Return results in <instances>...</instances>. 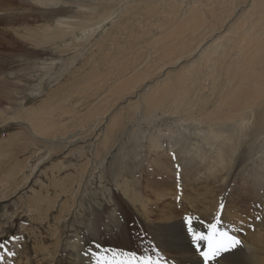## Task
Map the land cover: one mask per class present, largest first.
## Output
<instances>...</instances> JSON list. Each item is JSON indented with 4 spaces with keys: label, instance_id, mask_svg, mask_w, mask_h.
Here are the masks:
<instances>
[{
    "label": "rangeland",
    "instance_id": "374dc122",
    "mask_svg": "<svg viewBox=\"0 0 264 264\" xmlns=\"http://www.w3.org/2000/svg\"><path fill=\"white\" fill-rule=\"evenodd\" d=\"M83 1L90 4V0ZM120 3L116 10L119 6L136 4L145 8L143 13L134 9L136 15L116 11V15L94 25L87 34L78 32L77 38L69 36L65 43L69 46L62 54L68 66L28 69L31 62L52 63L58 59L59 54L52 55L46 51L65 47V44L60 46L57 42L46 48L35 47L26 43L27 39L21 32L13 35L9 32L10 25L0 23V69H5L6 74L0 72V77L6 76L12 83L8 90V105H4L0 97V242L12 236L18 237L7 244L6 250H0V257H3L0 264H142L144 258H150L154 264H189L173 256V252L177 247L194 244L193 234L211 237L217 232L219 242L227 244L217 228L213 233L212 226L206 227V222L199 224L195 221L201 220L198 211L203 205L216 210L212 214L217 218H222V211L225 218L242 220L247 229L257 233L260 252L264 255V195L254 199H248L246 194L240 197L250 189L245 182H241L242 178H254V174H260L259 167L252 171L253 174L250 171L252 165L248 161L242 164L243 159H254L255 165L264 161V142L259 144L257 135L249 134V129L235 132L236 140L232 145L228 143L226 155H220L219 162L214 148L206 145L204 156H194L184 185L180 181L167 184L163 190L170 191L159 201L144 189L138 201L133 203L117 188L113 176L122 180L137 163L134 155L127 157L120 152L122 145H129L131 149L138 144L137 151H140L141 142L134 138L129 144L126 134L108 149L105 143L111 133L104 131L106 124L96 121V114L108 110L110 106L114 110L108 115L106 123L114 114L112 123L119 130H123L126 120H129L133 133L140 134L150 127L167 131V125L176 124L181 117L185 118L177 124L189 131L194 129L199 117L195 109L181 110L169 104L158 107L155 112H148L150 102L171 93L169 86L164 84L175 76L194 74L192 67L195 65L193 62L198 60L197 55L217 37H222L228 27L236 29L254 21V16H248L255 11L251 6L252 0H132ZM240 20L242 22L236 26ZM11 21L16 25L14 19ZM213 23L218 31L212 36L205 34L203 43L196 49L197 57L193 56L191 48L188 58L175 63L169 60L160 67L162 60L141 48L134 61L151 57L154 60L147 69L156 68L155 71H159L146 82L127 83L128 73L134 68L124 61L117 64V68L113 67V72L106 66L110 57L116 58V53H119L116 45L135 48L148 40V44H155L158 40L152 38L157 33L162 32L160 35H163L175 28L180 31L178 34L186 36L200 27L208 30ZM218 27H222L221 30ZM240 28L234 31L238 30L237 33L241 34ZM229 34L235 40L237 34ZM252 34L250 31L240 38ZM19 40L25 43L19 46ZM188 46L184 48L187 52ZM99 47L103 50L100 53L96 52ZM24 51L29 56L24 55ZM121 54L127 57L126 53ZM91 57L96 59L89 64ZM104 57L108 60L104 61ZM75 58L80 62L74 63ZM82 58L85 61H81ZM98 60L104 61V64ZM138 68L137 64L134 70ZM202 68L199 70L203 73L206 68ZM200 77L197 84L202 89L201 82L205 77ZM88 79L93 82L92 89H88ZM15 88L17 93L12 91ZM208 88L209 85L202 89L200 95L206 96L210 91ZM115 90L122 92L113 95ZM110 99L113 101L110 102ZM6 106L9 110L5 111ZM207 107H210L209 104ZM88 108L93 113L89 122ZM22 118H34L36 129L23 123ZM198 125L206 128L204 124ZM232 126H228L229 130ZM41 129H44V134ZM204 136L208 137L207 134ZM235 146L241 150L238 162L239 152ZM106 152L104 159L106 163L114 164V173H110L109 169L103 173L101 168L107 165L104 162L99 164L97 160ZM247 155L249 158H245ZM94 163L97 167L93 169ZM155 171H145V175L151 176ZM201 174L205 179L192 184ZM108 186L107 198L111 195L113 200L110 204L100 196ZM122 189L128 190L126 186ZM213 193H217L215 201L209 204ZM171 194L176 197H171ZM113 211L115 216H112ZM186 216H195L191 221L192 234L188 232L187 224L165 231L154 227L166 219L177 220ZM222 225L227 224L223 222ZM250 236L252 243L257 242ZM8 252L15 255H8ZM200 252L198 248L194 253L201 263L195 261L191 264H204ZM225 256L227 259H220L219 264L247 262V256L241 260L235 251Z\"/></svg>",
    "mask_w": 264,
    "mask_h": 264
},
{
    "label": "bare ground",
    "instance_id": "6f19581e",
    "mask_svg": "<svg viewBox=\"0 0 264 264\" xmlns=\"http://www.w3.org/2000/svg\"><path fill=\"white\" fill-rule=\"evenodd\" d=\"M130 1L132 0H90V4H86L83 0H0V23L2 22L10 25L11 28L9 32L13 35H18V33L21 32L27 39L26 43L35 47L40 46L41 48H46L49 44L57 42L62 46L69 40V36L77 38L78 32L82 35L83 33L89 32L94 25L101 24L108 17L116 15L114 14L116 11L124 15H136L137 11L140 10H142L141 13H143L145 7H138V4L131 7L119 6L116 10L118 3H130ZM121 4L122 3H120V5ZM251 6L252 9L255 8V11L250 12L248 16H254V21H249L247 24L240 26L239 32L241 34L237 33L238 30L236 32L234 30L239 29L236 26L245 18H242L239 23H236V26L234 24L236 29L228 27L226 33L222 34V37H217L215 42L210 43L206 50L201 51L200 54L197 55L200 61L197 60L193 62V64H195L192 67L194 74H189L188 76H185L186 74L175 76L172 81L164 84V86H169L171 93L160 99H153L150 102L151 105L148 112H155L158 107L169 104H174L176 107L181 108V110L195 109L198 111L199 117L195 121L196 126L194 129L189 131L188 128L177 124L180 119L185 118L181 117L177 119L176 124H168L167 131H162L160 128L151 129L150 127V129L148 128L146 131L138 134L132 132V128L128 125L130 124L129 120H126L125 128L119 130L118 126L112 123L114 122V114L113 116L111 115L112 117L110 116L109 122L106 123L108 115L114 110L113 107L109 106L108 110H102V112L96 114V121L102 125L106 124L103 128L104 131L109 130L108 133H111L109 135V141L105 143L106 148L110 149L114 147L119 142L120 138L126 134L129 138V144L131 141L133 142L134 138V140L137 138V142H141L139 145L141 148L140 151H137L138 144L131 149L129 145H122L120 152H124L127 157H129V154L134 155L137 163L130 168V173H127L122 180L118 179L116 175L113 176V181L116 183L117 188L121 190L124 197H127L130 202L136 203L144 192V189L148 190L147 192L159 201L160 198H164L170 191L168 189L163 190V187L167 184H176V182L180 181L184 185L190 174V164H192L194 156H204L207 151L206 145L214 148V153L218 154L217 162H219L220 155H226L228 143L232 145L236 140L235 132L242 133L249 129V134L251 132L258 136L256 140H258L259 144L264 142V2L263 0H252ZM134 9L137 11L135 12ZM151 11L152 7L149 12ZM11 19L16 21V25L12 23ZM209 28L208 30L205 29V31L200 27V29H196L195 32H189L186 36L178 34L180 31L174 28L171 29L169 33L163 35H160L162 32L155 34L156 37L154 36L152 38L153 40H158L155 44H148V40L144 45L136 44L138 47L135 48L116 45L115 48H117L119 52L118 54L116 53V58L111 56L108 60L104 57V61H109L106 63V66L111 72H113V67L117 68L116 65L121 64V61L130 64L134 69L135 65L138 64V70L133 69L128 73L130 74L129 78L127 75H124L129 79L127 83L134 84L142 80L146 82L159 71L156 72L155 67V69H147V66L153 63L154 59L151 57L134 61L141 48L147 49L159 60H162L163 64H160V67L165 65L164 62L168 63L169 60H172L171 63H175L183 60L184 57L188 58L191 48L194 51L193 56L197 57L195 55L196 49L203 43L202 41L205 38V34L207 33L212 36L213 32L216 33L218 31H216L217 28H215V23L210 25ZM218 28L220 29L222 27ZM201 31L205 32L203 33ZM250 31L253 33L252 35L242 39L240 38ZM229 33L234 36L237 34L235 40L232 39V36H228L230 35ZM219 39L221 40L218 41ZM237 40H239V43H237ZM112 42H114V40ZM23 43H25V41L19 40V46H22ZM67 46L69 45L65 44V47L48 49V51L45 50L46 52L53 53L52 55L59 54L60 57L55 59L52 63L31 62L28 69L36 70L38 68H45L53 65L68 66L65 59L62 57ZM187 46L189 47L188 52L184 50ZM102 51L101 47H99L96 52L100 53ZM121 53H126L127 57ZM23 54L29 56L26 51H24ZM16 55L18 56V54ZM95 56L96 55H94V57ZM94 57L89 59V64H92V61L95 62L93 59L96 58ZM76 60L75 58L74 63L80 62ZM57 61H60V63ZM81 61H85V58H82ZM104 61L99 62L104 64ZM202 67L204 69L206 68L203 73L202 70H199ZM0 72H4V75H6L5 69H0ZM197 74L205 77L203 81L201 80L204 86L202 87L203 90L209 85L208 89L210 91L206 96L200 95L202 89L199 88L197 83L202 77ZM217 80L219 82L218 84H216ZM121 83L124 82L122 81ZM11 84L12 83L6 76L0 77V97L4 105H8V90ZM88 84V89H92L93 82L90 79H88ZM12 91L15 93L18 92L17 88L12 89ZM118 92L122 91L115 90L113 95ZM111 101H113V99H110V102ZM208 104L210 106L209 108L207 107ZM8 107L9 106L5 107V111L9 110ZM203 114H205V116ZM92 115V110L89 109L88 122L91 121ZM21 121L30 124L36 129L34 124L36 121H34V118L33 120L22 118ZM198 123L204 124L207 129L200 127ZM230 125L233 126L229 130L228 126ZM41 132L44 134V129H41ZM205 134H207L208 137H205ZM235 147L239 152L237 155L238 162L241 150L239 147ZM106 154L107 152L102 158H97L99 164H103L104 162L107 165L101 168L102 172L104 173L109 169L110 173H114V169L112 170L114 164H109V161L106 163V159H104ZM245 158H249V155L245 156ZM245 161H248L249 164L252 165L250 168L251 172L256 171L259 167L260 174H254L252 172L255 175L254 178H250L249 176H244V178H242L241 182H245L250 189L244 194H241L240 197L246 194L248 199L260 198L264 195V161L255 165L254 159H243L242 164L245 163ZM96 167V164L93 165V169ZM154 170L157 171H155L153 175H145V171L153 172ZM202 179H205L203 174L197 176L192 184L194 182L198 184V181ZM125 186L128 190L122 189V187ZM108 189L109 186L105 189L106 192L102 193L100 196H103L110 204L113 200L111 195L107 198L106 193L109 191ZM216 194L217 193H213L209 204L215 201L214 196ZM171 197L176 196L171 194ZM215 211L216 210L209 208L208 205H203L198 211V218L201 220L197 219L195 221L199 224L206 222V227L215 225V228L218 229L220 234L223 235L226 233L228 237H234L236 240L240 241V244L232 251H235L238 257H241V260L243 257L247 256L246 264H264V255L260 252L257 233H253L250 229H247V226L239 218H225L222 211V218H217L212 214V212L215 213ZM112 216H115V211H113ZM188 217H190L192 221L195 216ZM222 221L227 225H222ZM177 225H186L184 218H177V220L166 219L161 221L160 224L154 225V227H158L159 230L165 231ZM150 231L152 233L153 230L150 229ZM157 235L158 233L155 234V236ZM213 235L219 242L220 238L218 233L215 232ZM213 235H211V237ZM250 235H252L257 242L252 243L250 241ZM223 238L226 240L225 242L231 243L224 235L222 236V239ZM205 241L177 247L173 252V256L189 264L195 261L201 263L200 258L195 255L194 252L197 251L198 248L201 249V251H207L208 242ZM209 261V264L215 263V261Z\"/></svg>",
    "mask_w": 264,
    "mask_h": 264
},
{
    "label": "snow or ice",
    "instance_id": "6c2138e0",
    "mask_svg": "<svg viewBox=\"0 0 264 264\" xmlns=\"http://www.w3.org/2000/svg\"><path fill=\"white\" fill-rule=\"evenodd\" d=\"M185 223L188 225V232L192 234L194 232L193 228L191 227V218L186 216L184 217ZM215 225H212L213 233L215 231ZM228 241H231V243H220L215 239V236L213 235L211 238L209 236H205L203 234H200L199 236L193 234L192 236V242L195 244L197 243V240H207L208 241V250L207 251H201L200 256L203 257L204 264H209V260L216 261V264H219L220 259H227L225 256L226 253H231L234 248H236L240 241L236 240L234 237H228L226 233L223 234ZM18 237L12 236L8 239H5L3 242H0V250H6L7 244L11 240H16ZM8 255L14 256L15 253L8 252ZM134 255V254H133ZM3 257H0L2 259ZM142 264H154V262L150 258H144Z\"/></svg>",
    "mask_w": 264,
    "mask_h": 264
}]
</instances>
